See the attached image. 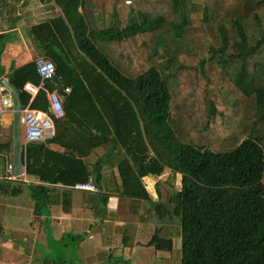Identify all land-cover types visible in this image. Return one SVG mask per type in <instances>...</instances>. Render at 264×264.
I'll return each instance as SVG.
<instances>
[{"label": "trees", "instance_id": "obj_1", "mask_svg": "<svg viewBox=\"0 0 264 264\" xmlns=\"http://www.w3.org/2000/svg\"><path fill=\"white\" fill-rule=\"evenodd\" d=\"M51 1L58 14L29 34L52 79L41 80L35 60L0 77L20 109L50 116L53 137L24 145L20 134V163L35 181L6 178L0 193L26 191L42 216L57 187L67 211L73 186L92 177L97 192L84 193L106 205L113 171L126 214L143 204L154 225L146 246L155 252L170 257L179 228L180 264H264V0ZM11 152L12 138L0 143ZM165 170L179 185L161 179ZM146 179H158L154 202Z\"/></svg>", "mask_w": 264, "mask_h": 264}, {"label": "crops", "instance_id": "obj_2", "mask_svg": "<svg viewBox=\"0 0 264 264\" xmlns=\"http://www.w3.org/2000/svg\"><path fill=\"white\" fill-rule=\"evenodd\" d=\"M58 11L51 0H0V34L17 33L24 40L20 43L21 50L13 49L12 53H8V50L13 47L8 45V41L5 44L0 56V68L5 73L11 68L22 66L40 56V51L34 46L29 30L41 20L55 16ZM1 79L3 76L0 77V99L3 89ZM10 138H12V112L10 109H5L0 114V143L7 142ZM2 155L6 157L0 156V181L6 178L14 179L10 174L12 155L10 153H2ZM170 175H172L171 172L165 170L161 179L166 180ZM114 176L113 171L105 174L104 186H108L107 180H110V186L105 188L104 192L108 196L106 205L90 193L73 189L69 197L71 205L67 211H64L61 207L62 188L59 186L56 188L54 203L44 208L45 212L42 216L34 214L33 203L30 199L27 204H15L10 203L8 197L0 193V255L2 256V252L6 251L14 254L8 259L7 264H68L71 260L74 264L75 262L79 264H117L112 262L114 257L126 264L129 261H133L132 264H145V259L153 258L163 259L165 264H173L171 256L155 252L153 248L146 246L145 241H148L154 225L143 220L145 217L143 204L137 216L130 217L123 214L121 221L117 220L116 214L119 213L124 202L128 201H120L113 182ZM157 180L146 179L147 190L153 202L157 200L154 189ZM29 181L35 180L28 179L27 182ZM99 206L101 217L96 216ZM24 219L27 220L24 227L29 228L27 242L20 244V247L14 251L9 240H4L6 237L4 230L12 226L18 229L16 225ZM84 226L87 229H97V239L91 235L87 236V240L92 243H86L83 235H80ZM123 226L129 230L131 228L133 234L128 232L129 235L126 237L124 235L117 240L116 231ZM36 245L41 248L36 249ZM51 245L60 247V250L52 255ZM65 251L70 256L66 254L62 256ZM0 263L3 264L2 261ZM149 264L154 263L150 260Z\"/></svg>", "mask_w": 264, "mask_h": 264}, {"label": "rangeland", "instance_id": "obj_3", "mask_svg": "<svg viewBox=\"0 0 264 264\" xmlns=\"http://www.w3.org/2000/svg\"><path fill=\"white\" fill-rule=\"evenodd\" d=\"M22 33L25 35L24 31ZM25 39H27V37H25ZM23 41L24 40H22L20 38L19 34H17V33L10 34L9 37H8V45L12 46L13 48L9 49L8 53H12L13 49H18L20 51L21 50L20 43L23 42ZM41 57H43V56L40 55L38 58H41ZM0 61H1V57H0ZM181 85L184 88H187V87L192 88V84H191V81L189 80V78H184L182 83H181ZM201 91H202V88H199V89L196 90V92L195 91L194 92H195L196 96L200 97ZM197 115L200 117V118H198V119H200V122L198 124H201V120L206 117V113L204 112V110H201V112L198 113ZM211 129H210L211 131H215L216 130V128H215V126L213 124H211ZM20 134H21V141H22L23 140V129L22 128H20ZM10 154L12 155V152ZM20 177H22V176H20ZM20 177L17 178V179H21ZM22 179H24L25 181H28V179H26L25 177H23ZM167 180H171L175 185H177V184L179 185V181H178L177 177H174V176L170 175L167 178ZM107 185L110 186V180L107 181ZM27 195L28 194L25 191L20 196L8 197V199L10 200L9 201L10 203L27 204L29 202V198H28ZM120 201H128V200L127 199H121ZM127 203L128 202H124L125 205L123 204V206H121V208H120L119 213L116 214L117 215L116 218H117L118 221L119 220L121 221L120 218L122 217V215L126 214V212L128 210V208H127L128 204ZM92 214H94V213H92ZM96 214H97L96 216L101 217V208H100V206H99V209L97 210ZM26 222H27V220L25 221V219H24L23 221L18 223L16 225L18 227V229H16L15 226H12L11 228L4 230V233H5V236H6L4 238V240H9L10 246H13V250L14 251H16V249L20 247V244H23V243L27 242L29 228L27 226L24 227V224ZM125 227L126 226H123V227H120V228L117 229V231H116L117 240L121 239L123 235H129L130 232L132 233V229L131 228L129 230V229H126ZM178 232H179V228H176V230L174 231V234L172 236L173 249L171 251V260H172L173 264H180V259H181L180 235H178ZM80 235H83L86 243H92V241L87 240V236L88 235L93 236L94 239L98 238L97 229H95V228L94 229H87L85 226H84V229L80 232ZM109 240H110V238H109ZM146 242L147 241H145V243ZM116 244H117L118 247L120 246L117 243V241H116ZM38 247L41 248L39 245L35 246L36 249H38ZM29 248L31 249V246ZM59 250H60V247H58V246H56V247H54V245L50 246V251L52 252V255L54 254L55 251L58 252ZM66 253H67V251H65L62 254V256H64ZM66 255L70 256V254H66ZM13 256H14V254L10 253L8 251L2 252V256L0 255V257H1L0 261H2L3 264H7L8 263V259L10 257H13ZM150 260L153 261L154 264H165L164 263L165 261L163 259H159V258H153V259H149V260L145 259V261H146L145 264H149ZM112 262L113 263H117V264H126L123 261H119L117 257H114V260ZM132 263H133V261L132 262L131 261L128 262V264H132ZM68 264H74V261L71 260ZM75 264H79V263L75 262Z\"/></svg>", "mask_w": 264, "mask_h": 264}, {"label": "built area", "instance_id": "obj_4", "mask_svg": "<svg viewBox=\"0 0 264 264\" xmlns=\"http://www.w3.org/2000/svg\"><path fill=\"white\" fill-rule=\"evenodd\" d=\"M34 63L37 74L42 81L52 79L55 74V68L52 62L45 59L44 57H41L37 58ZM41 87L42 84L38 87L28 85L27 90L34 95L36 91ZM68 92L69 88L66 87L64 89V93ZM47 99L53 117H61L63 115L61 96L56 91L50 93L47 92ZM5 109H10L12 112L10 102L6 99L5 96H2L0 99V114L3 113ZM19 126L23 129L24 145L29 143L46 142L53 137L54 128L50 116H48V114H46L45 112L31 109L29 106H26L25 108L19 110ZM0 156L3 157L4 155L0 153ZM73 189L81 192H97V187L92 177H89L85 182L76 183L73 186Z\"/></svg>", "mask_w": 264, "mask_h": 264}, {"label": "water", "instance_id": "obj_5", "mask_svg": "<svg viewBox=\"0 0 264 264\" xmlns=\"http://www.w3.org/2000/svg\"><path fill=\"white\" fill-rule=\"evenodd\" d=\"M1 84L3 88L1 96H5L8 99L12 108V164L10 167V174L14 179H17L24 175V167L20 163V154L22 151L19 126L20 104L14 88L4 79H1Z\"/></svg>", "mask_w": 264, "mask_h": 264}, {"label": "bare ground", "instance_id": "obj_6", "mask_svg": "<svg viewBox=\"0 0 264 264\" xmlns=\"http://www.w3.org/2000/svg\"><path fill=\"white\" fill-rule=\"evenodd\" d=\"M72 41V40H71ZM117 68V67H116ZM258 113V112H257ZM188 133V132H187ZM252 134V133H251ZM264 135V134H263ZM184 140V139H183ZM35 172V171H34ZM73 186V185H72Z\"/></svg>", "mask_w": 264, "mask_h": 264}, {"label": "clouds", "instance_id": "obj_7", "mask_svg": "<svg viewBox=\"0 0 264 264\" xmlns=\"http://www.w3.org/2000/svg\"><path fill=\"white\" fill-rule=\"evenodd\" d=\"M11 107V106H10Z\"/></svg>", "mask_w": 264, "mask_h": 264}]
</instances>
